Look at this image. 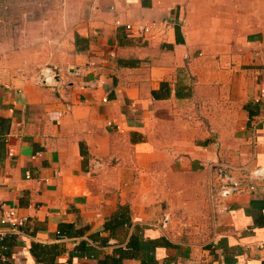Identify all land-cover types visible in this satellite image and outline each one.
Returning <instances> with one entry per match:
<instances>
[{
    "label": "crops",
    "instance_id": "0c3cea01",
    "mask_svg": "<svg viewBox=\"0 0 264 264\" xmlns=\"http://www.w3.org/2000/svg\"><path fill=\"white\" fill-rule=\"evenodd\" d=\"M65 22L24 46L0 25V206L23 218L0 264H264V0H73Z\"/></svg>",
    "mask_w": 264,
    "mask_h": 264
},
{
    "label": "rangeland",
    "instance_id": "374dc122",
    "mask_svg": "<svg viewBox=\"0 0 264 264\" xmlns=\"http://www.w3.org/2000/svg\"><path fill=\"white\" fill-rule=\"evenodd\" d=\"M72 9L73 0L66 2L65 0H0V16L2 17L0 25L3 31L10 27H17L18 46H24L32 41L41 45L43 41L50 43L52 39H55L54 35L62 32L66 23L65 16ZM47 36H50L48 40ZM44 65L52 66V63ZM176 218H178L177 225L169 231L178 233L179 236L186 234L185 231H194L188 224L190 220H193L190 213H178Z\"/></svg>",
    "mask_w": 264,
    "mask_h": 264
},
{
    "label": "built area",
    "instance_id": "2783aa9c",
    "mask_svg": "<svg viewBox=\"0 0 264 264\" xmlns=\"http://www.w3.org/2000/svg\"><path fill=\"white\" fill-rule=\"evenodd\" d=\"M130 1V0H126ZM116 23H119L118 19H115ZM125 27L131 32H148L151 28L150 26L138 25L134 26L133 24L126 23ZM33 81L36 84L46 85V86H56L57 85V72L55 68L51 66L41 67L33 77ZM106 100V98H104ZM223 171V167L219 168V172ZM249 176L252 178L264 180V166H257L249 171ZM26 177H29V173L26 172ZM229 183L222 186L218 195L223 196L226 192H234L242 188V182L240 180H235L232 177H229ZM0 222L3 225L9 226L11 231L19 232V227L23 224V218L17 215L16 209L6 203H2L0 206Z\"/></svg>",
    "mask_w": 264,
    "mask_h": 264
}]
</instances>
